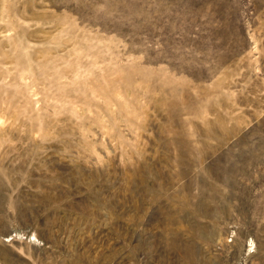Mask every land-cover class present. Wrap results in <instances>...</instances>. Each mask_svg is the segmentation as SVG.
I'll list each match as a JSON object with an SVG mask.
<instances>
[{
  "label": "rangeland",
  "instance_id": "rangeland-1",
  "mask_svg": "<svg viewBox=\"0 0 264 264\" xmlns=\"http://www.w3.org/2000/svg\"><path fill=\"white\" fill-rule=\"evenodd\" d=\"M0 264H264V0H0Z\"/></svg>",
  "mask_w": 264,
  "mask_h": 264
}]
</instances>
